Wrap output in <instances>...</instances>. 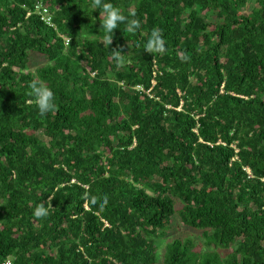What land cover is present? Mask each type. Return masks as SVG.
I'll return each instance as SVG.
<instances>
[{
  "label": "trees",
  "instance_id": "16d2710c",
  "mask_svg": "<svg viewBox=\"0 0 264 264\" xmlns=\"http://www.w3.org/2000/svg\"><path fill=\"white\" fill-rule=\"evenodd\" d=\"M111 2L108 47L91 0H0V264H264V0ZM175 215L205 250L160 253Z\"/></svg>",
  "mask_w": 264,
  "mask_h": 264
},
{
  "label": "clouds",
  "instance_id": "9594fccd",
  "mask_svg": "<svg viewBox=\"0 0 264 264\" xmlns=\"http://www.w3.org/2000/svg\"><path fill=\"white\" fill-rule=\"evenodd\" d=\"M39 4H41L43 8H46L47 10L48 8L45 7L42 3H38L36 5V13L40 16L41 21L44 22L47 26L56 29V26L52 21V13L49 10L48 12L51 20V25H48L42 19V15L37 9V6ZM91 7L93 9H97L99 11V15L103 16V20L102 22H100L101 31L105 33L104 41L107 43L108 47L112 42L114 31L116 29H119L120 24H126L124 31L128 33L137 34L141 31V22L138 19H129L128 17H126L124 14L121 13L119 8L114 6L111 0H91ZM132 16H135V13H132ZM65 41L67 45V38H65ZM165 50V38L163 36L162 30L158 28L152 29L144 51L150 54H162L165 52ZM121 52L122 51L116 50L111 51L112 59L114 60L117 67L122 66L126 62V57L121 55ZM179 58L181 59V61H187L190 59V57H188L186 54L180 55ZM29 89V95L34 99L35 105L41 116L52 112L56 108L55 94L52 89L46 86L43 82L33 79L29 82ZM93 203H95V200H93ZM104 203H107L106 198L104 200ZM32 214L37 219L46 217L49 215V208L46 207L44 203L37 204Z\"/></svg>",
  "mask_w": 264,
  "mask_h": 264
},
{
  "label": "rangeland",
  "instance_id": "374dc122",
  "mask_svg": "<svg viewBox=\"0 0 264 264\" xmlns=\"http://www.w3.org/2000/svg\"><path fill=\"white\" fill-rule=\"evenodd\" d=\"M249 5V4H248ZM244 12H248L250 13L249 10V6H247V9L244 10ZM33 63H39V64H34V68L32 69V71L34 72L37 66H44L46 64L45 61H42L39 58L36 57H32ZM180 109V108H179ZM177 209H179L180 207H176ZM170 228L168 229V235L165 237V239L163 240H158L157 241V245L160 247L158 248L160 253H162L164 251V247L166 242L172 241L174 239H191L193 240V243L196 247L197 252H202L203 250H205V244H204V240L202 238V234L201 233H197L194 231L189 230L188 228L184 229L183 228V223L181 222L180 218L178 215L173 216V218L171 219L170 223ZM218 253H222L225 255L229 254L232 250L231 249H219V250H214ZM213 252V251H211ZM8 264H11L10 262H8Z\"/></svg>",
  "mask_w": 264,
  "mask_h": 264
},
{
  "label": "built area",
  "instance_id": "2783aa9c",
  "mask_svg": "<svg viewBox=\"0 0 264 264\" xmlns=\"http://www.w3.org/2000/svg\"><path fill=\"white\" fill-rule=\"evenodd\" d=\"M37 9L39 10V12L41 13L42 15V19L48 24V25H51V20H50V17H49V12L46 8H43V6L41 4H39L37 6Z\"/></svg>",
  "mask_w": 264,
  "mask_h": 264
}]
</instances>
